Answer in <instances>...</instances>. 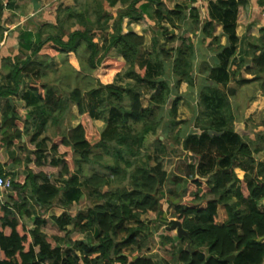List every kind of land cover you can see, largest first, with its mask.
<instances>
[{
  "label": "trees",
  "instance_id": "obj_1",
  "mask_svg": "<svg viewBox=\"0 0 264 264\" xmlns=\"http://www.w3.org/2000/svg\"><path fill=\"white\" fill-rule=\"evenodd\" d=\"M195 1L171 7L165 0H75V6L58 8L55 23L44 24L39 32L20 31L19 54L3 57L2 67L16 86L7 92H18L21 80L28 76V105L35 112L48 113L32 141L48 128V120L58 125L72 103L77 104L81 119L51 140L49 149L37 143L28 173L12 178L7 202L0 203V264H159L139 251L149 230L143 215L163 214L160 196L167 198L168 207L175 210L173 217L187 232L175 239L167 229L163 237V244H171L172 264H264V159L258 158L264 153V131L257 143L236 133L231 103L219 87L232 81L240 86L260 82L264 90V29L259 37L250 36L251 64L238 62L236 27L250 22V1H212L210 20L205 23L200 9L189 7ZM119 3L124 8L115 16L108 8ZM151 4L154 9L149 12ZM259 4L264 7V0ZM11 6L0 0V30L10 28L3 23ZM146 16L154 19L164 37L161 43L154 39L150 52L144 50L145 36L131 28ZM216 23H222L228 46L215 34ZM199 31L211 39L217 53L213 63H201L200 72L207 73L208 82V91L200 92L206 123L201 133L183 136L175 119L177 98L168 113L169 131L163 134L164 110L172 94L182 83L190 88L196 85L198 47L193 37ZM80 51L92 73L119 76L128 66L124 74L136 85L112 81L86 93L78 87L65 93L42 81L53 68L52 58L77 56ZM243 67L251 79L243 76ZM139 86L151 90L147 105ZM27 115L26 110L15 108L12 119ZM96 119L104 120L106 128L101 130ZM170 146H182L195 159L173 179L163 162ZM94 149L108 158L94 156ZM95 164L101 169L84 176V166ZM238 168L244 171L243 178ZM168 183L172 187L163 191ZM26 191L44 209L62 198L69 208L85 193L95 203L75 216L68 212L37 216L30 228L23 221L32 216L31 199L23 195ZM183 199L188 203L176 201ZM220 206L228 214L223 224ZM70 226L85 237L63 248L60 242L69 236ZM92 233L93 238L87 237ZM230 256H234L232 263L225 261Z\"/></svg>",
  "mask_w": 264,
  "mask_h": 264
},
{
  "label": "rangeland",
  "instance_id": "obj_2",
  "mask_svg": "<svg viewBox=\"0 0 264 264\" xmlns=\"http://www.w3.org/2000/svg\"><path fill=\"white\" fill-rule=\"evenodd\" d=\"M169 1L170 4H173L174 2L181 0ZM4 2L5 5L9 3L7 0H4ZM169 6L172 7L173 5ZM120 7L121 5L118 4L113 8H108V11L116 16L118 11L123 8ZM6 17L9 18V15L6 14ZM39 22L40 24L42 23V25H40L35 32H39L44 24L49 23L48 21L44 22L42 19ZM137 24L140 25V31L146 38L144 50L148 52L152 50L154 39H158L160 42L164 40L160 28L156 25V22L148 16H146V19H143ZM3 25L5 26V23ZM126 25L127 24L125 23V26ZM135 26L138 27V25ZM197 35L199 36L193 37L191 34H188V36L193 37V40L196 42L198 47V61L195 74L196 85L195 87L190 88L187 83H182L178 92L172 94L164 110L166 113V120L162 126L163 134H166L169 131L170 117H168V113L172 108L173 101H175V99L177 98L180 104L178 108V114L175 119L177 127L181 130L183 136L189 135L191 133H201V130L203 128L202 126L206 123L207 119L204 114L205 107L200 92L208 91V82L205 81V79L207 78V73L201 74L200 72L202 68L201 63L203 62V60H209L207 58L208 55L215 54L214 50L216 46L211 45L210 39H203V37L200 36L199 33ZM98 41L102 43V39L99 38ZM177 43L178 42H176V44ZM110 54L118 58L120 57V55L115 51H112ZM55 60H53V63ZM56 65H59V67H61L60 69L62 70V73L60 72L61 70L54 71L55 66H53L52 69L54 70H47L45 72L46 76L42 81L47 82L48 84L53 86V88L65 93H69L72 89L77 87L82 89L86 93L91 89L98 87L99 84H107L112 81L116 82L117 84H123L125 86L136 85V82L134 80L128 79L124 74L128 66H126L122 70L119 76H103L100 73L98 75H96L95 72L92 73L93 71L89 70V66L84 58V53L81 51L77 56L71 54L61 55L60 58L56 61ZM244 67L241 70L243 76L247 79H251L252 75L245 73ZM62 74H64L63 77H61ZM173 80L174 79L172 78V81ZM219 87L224 90L226 100L231 103L233 113L232 123L234 125L235 132L242 135L246 140H254V143L259 142L260 134L264 131V90L262 89L261 83L254 82L240 86L235 81H232L226 87H224L223 85H220ZM139 88L144 95L143 102L145 105H147L151 90L141 86H139ZM70 111L71 109L67 112V116L69 115ZM64 121L62 119L61 123H59L58 125L51 124L49 126L48 135L52 137V140L62 133L66 134L72 128V119L69 118L67 124L64 123ZM95 122L101 128V130L106 128V123L104 120L96 119ZM169 149L170 150L168 152V155L165 157L163 162L165 167L170 172V179H173V177L180 175L181 170L185 168L184 164L192 160L195 161V159L191 156V154L183 150L182 146H170ZM93 155H101L103 158H108V156L105 155L104 151L100 149H94ZM258 158L264 159V153L259 154ZM94 168L101 169L99 164H95L93 166L85 165L83 172L84 176L91 174L95 170ZM238 175L240 178H243L244 172L242 171L241 173L238 171ZM113 186L116 187V185ZM171 187L172 185L168 183L164 186L163 191H167ZM3 193L7 196L6 191H3ZM160 197L163 198L161 204L163 214L158 215L157 213L150 212L143 215L145 221L148 222L149 230L146 236L147 242L143 245L142 249L139 251V254L150 256L159 264H172L173 254L171 250V244H163L162 240L163 237L168 234L167 229H169V227L171 226L170 223L175 220V217H173V213L175 210L174 208L168 207V204L166 203V197ZM176 201H181L185 204L188 203L184 199ZM94 203V199L86 193L79 205L82 206V209L86 210ZM68 211H70L71 214L76 215L79 210L78 207L73 205L69 207ZM226 215L227 212L225 207L220 206L219 221L225 219L227 217ZM23 221L28 227H33L32 222L28 220ZM51 229L52 228L48 227V231H51ZM170 233L171 237H175V239L176 237H178L177 230H170ZM92 237L93 236H91L90 238ZM175 242L176 244L178 243V241Z\"/></svg>",
  "mask_w": 264,
  "mask_h": 264
},
{
  "label": "crops",
  "instance_id": "obj_3",
  "mask_svg": "<svg viewBox=\"0 0 264 264\" xmlns=\"http://www.w3.org/2000/svg\"><path fill=\"white\" fill-rule=\"evenodd\" d=\"M7 1L9 2L7 5L11 4L12 6L6 10V13L9 15V18H7L8 21L4 23L5 26L9 25L10 28L0 30V92L6 91V94L4 93L0 95V175L8 178L17 179L19 175H26L28 173V166L33 161L35 153L39 149L37 143H42L46 146V149L50 148L52 137L48 135V130L49 126L52 124V121L48 120V128L43 130L42 134L37 138V141L34 143L32 139L36 133V130L40 126L43 119L45 117H48V113L45 114L44 112H35V107L28 105L27 99L25 97L28 91V76H24L21 80V86L18 92H7L8 90L15 89L16 86L14 81L8 78L7 76L9 71L2 67V58L8 56L15 58L19 54L20 41L18 37L21 30L35 32L39 28V26L42 25V23L40 24L39 22L41 19L44 22H56L58 8L60 6H62L63 8L75 6L76 2L75 0ZM189 1L190 0H181L170 4L169 0H165L167 4L173 6L177 3H188ZM212 1L216 2L217 0H196L193 4L189 3V7L197 6L200 9L202 22L205 23L207 20H210V5ZM249 1L252 5V18L250 19V22L248 24H242L239 22L236 27V32L240 39L237 45L236 59L238 62L246 61V65H250L252 61L251 56L248 55V42L250 36L259 37L261 35V29H264V7L259 4V0ZM119 4L121 5V7L124 8L121 3ZM153 9L154 6L153 4H151L149 7V12H152ZM144 19H146V17ZM139 22H133L131 24V28L138 34L143 35L140 31V25L137 24ZM135 25H138V27ZM198 33L200 34V36L203 35L201 31H199ZM215 34L221 38L222 45H229V40L227 35L224 34L222 23H216ZM30 53V51L25 50V55H30ZM59 58L60 56L51 59L52 65L55 66V70L52 69L54 71L61 70V67H59V65H56V61ZM207 58L209 59L207 61L213 63L217 60V53L213 55H208ZM25 59L26 57L22 58V61H24ZM53 60H55L54 63ZM60 72L62 73V70ZM63 76L64 74H62L61 77ZM15 108L26 110L28 112V115L17 119H12ZM70 109L71 111L69 112V115H65L63 121L65 120L64 123L67 124L68 119H72V128H74L80 123L81 116L77 104L72 103ZM12 137L20 138H14L15 140H13ZM236 171L237 173L238 171L242 173V170L239 168ZM23 195H26V197H28L29 199H31L32 197L30 191H26ZM82 199L79 203L76 201L73 203L74 206L78 207L79 211L84 210L81 208L82 206L79 205L82 202ZM5 202H7V196L3 192H0V203L4 204ZM55 203L56 205L54 204L51 208L44 209L33 199H31L32 216H26L23 218V220H28L32 222V225L34 226V222L37 216H61L65 212L71 214V212L68 211L69 208H66L63 198L61 200L56 201ZM71 215L75 216L73 214ZM226 216L227 217L225 219L220 221L221 224H223L228 219V214ZM68 229L70 231L69 236L62 239L60 242V246L63 248H68L72 245L73 241L85 237V235L73 230L72 226H70ZM92 235L93 233L90 235L87 234V237L90 238Z\"/></svg>",
  "mask_w": 264,
  "mask_h": 264
},
{
  "label": "water",
  "instance_id": "obj_4",
  "mask_svg": "<svg viewBox=\"0 0 264 264\" xmlns=\"http://www.w3.org/2000/svg\"><path fill=\"white\" fill-rule=\"evenodd\" d=\"M162 138V137H161ZM170 230H177V233L179 237H182L183 235L187 234V232L184 230L182 224L179 221L173 220L171 226L169 227ZM234 256L227 257L225 261L233 262Z\"/></svg>",
  "mask_w": 264,
  "mask_h": 264
},
{
  "label": "built area",
  "instance_id": "obj_5",
  "mask_svg": "<svg viewBox=\"0 0 264 264\" xmlns=\"http://www.w3.org/2000/svg\"><path fill=\"white\" fill-rule=\"evenodd\" d=\"M13 186V179L0 175V192L10 191Z\"/></svg>",
  "mask_w": 264,
  "mask_h": 264
}]
</instances>
